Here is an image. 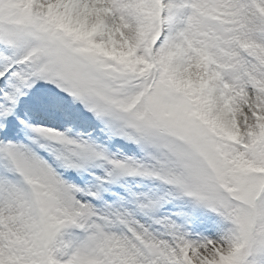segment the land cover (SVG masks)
I'll use <instances>...</instances> for the list:
<instances>
[{
	"label": "snow or ice",
	"instance_id": "1",
	"mask_svg": "<svg viewBox=\"0 0 264 264\" xmlns=\"http://www.w3.org/2000/svg\"><path fill=\"white\" fill-rule=\"evenodd\" d=\"M0 264H264V0H0Z\"/></svg>",
	"mask_w": 264,
	"mask_h": 264
}]
</instances>
